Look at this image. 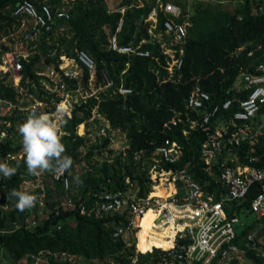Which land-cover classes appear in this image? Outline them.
<instances>
[{
	"label": "trees",
	"instance_id": "trees-1",
	"mask_svg": "<svg viewBox=\"0 0 264 264\" xmlns=\"http://www.w3.org/2000/svg\"><path fill=\"white\" fill-rule=\"evenodd\" d=\"M19 1L22 0H0V39L18 29L19 20L12 15V11ZM31 1L37 6L43 3L53 7L64 5L63 0ZM221 1L190 0L188 18L182 16L176 19L180 22L188 20L187 36L180 44L183 48V64L178 71L179 80H176L177 75L168 79L163 67L164 55L149 42L142 46L149 49L153 57H135L108 47V38L115 32L120 17L123 18L121 30L117 33L120 45L137 44L141 39L149 38L148 23L143 19L155 0H144L140 7L132 5V0H120L114 8L126 5L123 13L109 8L105 0H73L71 4L65 3L70 17L64 23V33L49 34L42 31L36 39L30 40L28 57L20 58L23 68L19 87L24 88L26 93L20 92L6 80L9 72L0 78V98L15 104L9 115L0 116V131L6 133L0 137V162L12 166L19 162L14 176H0V247L7 258L17 263L25 256L48 250L80 255L86 262L132 264L134 246H128L122 237L112 236L114 228L124 221V215L94 218L81 214L77 207L64 208L60 201L63 197L62 185L51 179V173L44 172L42 176L45 189L43 215L37 214L36 206L20 212L15 206L16 198H9L12 189L22 190L23 181L34 177L28 173L24 163L22 136L17 133L18 130H14L15 125L19 127L31 112L26 109L31 102L29 94L37 98L46 95L40 84L42 78L37 72L49 64L57 68L61 48L67 56H72L75 48L85 50L94 59L97 78H100L103 70L113 80L114 86L123 84L132 89L130 94H113L98 102V111L108 122L109 128L121 131L127 141L125 152L114 153L111 160L103 159L89 164L88 168L76 173L72 170L73 165L81 161L88 164L90 156L110 143V131L107 130L95 145L89 144L90 138L86 135L79 136L76 133L78 124L90 119L97 103L94 98L76 105L71 117L65 118L62 124L65 131L64 154L73 160L67 174L71 177L73 199L77 205L82 201L90 203L95 195L124 191L132 186L137 189L138 197L145 196L150 183L147 170L157 159L155 149L165 139L178 140L184 145L183 157L172 166L191 167L194 177L202 184L212 178L210 172L203 170L198 157L203 135L197 131H192L188 138L182 135L186 126V98L198 84L210 95V104L214 105L219 98L228 95L226 91L233 85L239 69L262 60L260 52L264 51V0H233L236 4L232 8L224 7ZM184 4L180 5H183L185 13ZM163 20L164 15L160 13L159 29ZM241 45H246V49L235 55L234 50ZM249 50H253L252 56L247 55ZM157 55L158 61L154 58ZM87 76L84 71V84ZM57 101L59 98L55 97L52 108ZM260 113H264V105ZM177 116L182 117L183 121L172 124L171 119ZM81 127L79 125V132ZM248 142L243 144L240 153L248 151L255 154L252 150L254 144ZM82 147L85 148L84 154L79 152ZM161 165L170 167L163 162ZM33 191L38 194L40 189ZM255 191H250L239 209L248 207ZM32 214L38 223L28 226L24 220L31 218ZM146 232L147 228L139 234L138 246L141 250L150 248L152 244L167 246L165 242L159 243L156 236L145 242ZM137 258L134 264H151L147 261V254L139 253Z\"/></svg>",
	"mask_w": 264,
	"mask_h": 264
},
{
	"label": "built area",
	"instance_id": "built-area-1",
	"mask_svg": "<svg viewBox=\"0 0 264 264\" xmlns=\"http://www.w3.org/2000/svg\"><path fill=\"white\" fill-rule=\"evenodd\" d=\"M143 2L132 0V5L140 7ZM188 7L184 13L180 4L155 0L143 19L148 23L149 38L141 39L137 44L118 43L117 33L123 24V18L120 17L115 32L108 38L109 49L135 57H153L151 51L142 46L149 42L164 55L163 67L168 73V79L177 75L176 80H179L178 71L183 64V48L180 44L187 36L188 20L180 22L176 19L182 16L188 18ZM125 8L126 5L111 9L123 13ZM160 13L164 15L161 29L158 21ZM12 15L19 20L17 31L20 32V43H27L36 39L42 31L49 34L64 33V23L68 21L70 12L65 4L53 7L43 3L37 6L31 0H22L16 3ZM245 49L246 45H241L233 53L238 55ZM28 55L27 50L17 52L11 49L2 52L0 74L9 72L11 77L21 80L23 67L20 58L25 59ZM247 55L252 56L253 50H249ZM260 57L262 60L252 66L239 69L233 85L226 91L228 95L219 98L214 105L210 104V95L198 84L186 98V126L182 135L188 138L192 131L203 135L198 157L203 170L212 174V178L205 184L194 177L191 167L172 166L183 157L184 145L178 140L165 139L155 149L157 159L147 170L150 183L145 196L138 197L137 189L115 190L95 195L90 203L82 201L77 205L73 199L71 177L66 174L69 180L66 188L65 176L57 178L51 173V179L62 185L61 205L68 209L77 207L81 214L94 218L124 215V221L114 228L112 236L122 237L128 246H134L132 264L137 262L139 253L147 254V261L151 264H264V124L258 119L264 114L260 113L264 105V51L260 52ZM154 58L158 61L159 56ZM59 59L57 68L49 64L37 72L42 78L40 84L46 95L37 98L29 94L31 102L26 109L32 111L35 108L38 113H47L53 119L64 121L71 117L76 105L94 98L97 103L92 109V117L95 113L101 115L98 102L103 97L132 93L131 87L123 84L114 86L113 80L103 70L100 78H97L94 59L85 50L75 48L72 56L60 54ZM84 71L88 74L85 84ZM16 83L13 82L12 86L26 93ZM55 97L59 101L52 108ZM62 101L66 103L65 108L60 107ZM0 105L4 106L0 116L9 114L15 107L14 103L2 98ZM192 112L193 115L190 114ZM182 119L177 116L170 122L175 124ZM84 124L82 122L76 128L79 136L89 135ZM79 125L83 126L82 132L78 131ZM105 132L106 129H101L95 139L98 141ZM3 136L5 132L0 131V137ZM246 142L254 144L252 150L255 154L248 151L240 153ZM127 147L121 148L122 153ZM161 162L170 167L165 168ZM43 174L34 175L36 180H40L36 186V189H40L36 194L39 197L36 204L38 215L44 212ZM212 184L214 186L211 187ZM156 186L164 189V196L153 194ZM251 190L256 191L250 204L239 209ZM149 209L154 211L155 218L147 228L144 240L149 242L151 237L159 236V243L165 242L167 246L152 244L149 249L142 251L137 244L143 229L142 220ZM241 214H252L253 217L243 220ZM32 217L33 214L24 220L26 225L34 226L38 223ZM24 262L83 264L85 260L80 255L68 252L40 250L25 256Z\"/></svg>",
	"mask_w": 264,
	"mask_h": 264
},
{
	"label": "clouds",
	"instance_id": "clouds-1",
	"mask_svg": "<svg viewBox=\"0 0 264 264\" xmlns=\"http://www.w3.org/2000/svg\"><path fill=\"white\" fill-rule=\"evenodd\" d=\"M22 136L24 163L30 175L44 172L52 173L57 178L65 176L64 184L67 188L69 180L66 176L73 165L71 156L65 155L66 147L63 143V125L49 114L37 112L35 108L29 113L23 123L19 125ZM19 162L12 166L0 162V176L11 178L18 170ZM16 198V209L24 212L36 206L39 197L34 191L12 189L9 198Z\"/></svg>",
	"mask_w": 264,
	"mask_h": 264
},
{
	"label": "rangeland",
	"instance_id": "rangeland-1",
	"mask_svg": "<svg viewBox=\"0 0 264 264\" xmlns=\"http://www.w3.org/2000/svg\"><path fill=\"white\" fill-rule=\"evenodd\" d=\"M118 1L119 0H106L109 8H114L116 6V4L118 3ZM170 1L171 2H177L179 0H170ZM189 2L190 1H187L188 5H189ZM187 4H184V5H186L185 9H187ZM235 4H236V2H234L233 0H230L229 2L222 4V5L226 8H232ZM181 6H183V5H181ZM20 41H21L20 32L16 30L13 33H11L9 36H6L3 39V41L2 40L0 41V52L2 50L4 52V50H11V49H13V50L15 49L17 52L18 51L23 52L26 50L29 51L30 50V46H29L30 41H28L27 43H25L23 41L20 43ZM4 47H7V49H3ZM33 48H34V46H33ZM61 50H62L61 54H64L65 53L64 49L61 48ZM1 75H3V76L1 77ZM4 75H5V73H2V74H0V77L3 78ZM6 80L8 82L10 81L11 85H13V82H17L16 84L19 85V82H20V79H18V77L13 78V77L7 76ZM9 114H6V115H9ZM258 119L261 121L262 124H264V114L260 115L258 117ZM55 120L59 121L61 124H63V122H64V121H61L59 118H55ZM6 125L8 126L9 124L7 123ZM84 125L86 127V133H89V135L86 134V136L88 138H90L89 144H91V145L96 144V142H97V140L95 139L96 134H97V132H99L103 128L106 129L107 131H110L109 132L110 143L107 147H102L101 149H99V151L96 154L90 156L88 164L86 163V161H81L80 163H78V164L76 163L75 165H73L72 170L74 173H76L78 171H83L86 167L87 168L89 167V164H95L96 162L101 161L103 159L111 160L114 153L122 152L121 148L127 145L125 135L117 129H110L108 122L98 113L93 114L92 117H90V119ZM80 126H82V125H80ZM18 128H19L18 124H16L14 130L17 131ZM82 129H83V126L81 127V132H82ZM18 132L19 131H17V133ZM79 152L81 154H84L85 148H83V147L80 148ZM39 182H40V180H36L35 177H33V179H31V180H25V182L22 184L21 188H22V190L31 191V190L36 189V186ZM133 188L134 187L132 186L129 188V190H133ZM72 193L74 194L73 189H72ZM60 201H62V198H60ZM240 216L242 217L243 220H247V219H250L253 217L252 214H249L247 216H244L241 214ZM100 263H98L96 261L93 263L91 261L90 262L85 261L83 264H100ZM0 264H19V263L18 262L15 263L11 258H7L4 250L0 247Z\"/></svg>",
	"mask_w": 264,
	"mask_h": 264
},
{
	"label": "bare ground",
	"instance_id": "bare-ground-1",
	"mask_svg": "<svg viewBox=\"0 0 264 264\" xmlns=\"http://www.w3.org/2000/svg\"><path fill=\"white\" fill-rule=\"evenodd\" d=\"M60 107H61V108H65V107H66V103H65V101H62V102L60 103ZM153 194H154V195H157V196H164V189H162V188L156 186V187L154 188ZM153 218H155L154 211H153L152 209H149V210L145 213L144 218H143V220H142L143 229L148 228V227L150 226V224H151ZM143 229H142V230H143ZM157 238H159V236H158ZM137 246H138V244H137ZM138 248H139V246H138ZM139 249H140V248H139ZM148 249H149V248H148ZM140 250H141V249H140ZM145 250H147V249H144V251H145ZM142 251H143V250H142Z\"/></svg>",
	"mask_w": 264,
	"mask_h": 264
},
{
	"label": "crops",
	"instance_id": "crops-1",
	"mask_svg": "<svg viewBox=\"0 0 264 264\" xmlns=\"http://www.w3.org/2000/svg\"><path fill=\"white\" fill-rule=\"evenodd\" d=\"M106 1V0H105ZM120 1V0H119ZM118 1V2H119ZM170 1V0H169ZM187 1H190V0H179V1H177V2H173V3H175V4H182V3H185V4H187ZM230 0H223V1H221V4H225V3H227V2H229ZM63 2H64V4L65 3H67V4H71L72 2H73V0H63ZM107 3V2H106ZM190 3V2H189ZM10 74V73H9ZM10 76V75H9ZM11 77V76H10ZM16 88V87H15ZM3 108H4V106L3 105H0V114H1V112H2V110H3ZM22 262V263H21ZM18 263L20 264H25V262H24V258H22L21 260H19L18 261Z\"/></svg>",
	"mask_w": 264,
	"mask_h": 264
}]
</instances>
